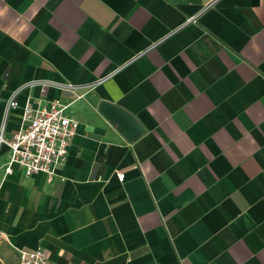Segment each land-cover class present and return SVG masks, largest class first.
I'll list each match as a JSON object with an SVG mask.
<instances>
[{"label": "crops", "instance_id": "1", "mask_svg": "<svg viewBox=\"0 0 264 264\" xmlns=\"http://www.w3.org/2000/svg\"><path fill=\"white\" fill-rule=\"evenodd\" d=\"M26 101L77 128L49 182L0 145V264H264V0H0L4 140Z\"/></svg>", "mask_w": 264, "mask_h": 264}, {"label": "built area", "instance_id": "2", "mask_svg": "<svg viewBox=\"0 0 264 264\" xmlns=\"http://www.w3.org/2000/svg\"><path fill=\"white\" fill-rule=\"evenodd\" d=\"M194 17L187 18L185 23L193 22ZM74 91L71 85L61 86ZM14 92L7 100L4 116L10 109L16 107ZM65 106L57 102L49 103L45 107H33L29 102H24L21 107L19 126L9 140L2 138L0 127V145L8 150L6 172L10 166H18L25 177L41 173L49 182L55 170L64 161L70 140L75 135L77 123L63 115ZM123 174H118L121 181ZM18 264H48L47 258L40 248L18 252Z\"/></svg>", "mask_w": 264, "mask_h": 264}, {"label": "water", "instance_id": "3", "mask_svg": "<svg viewBox=\"0 0 264 264\" xmlns=\"http://www.w3.org/2000/svg\"><path fill=\"white\" fill-rule=\"evenodd\" d=\"M97 112L127 143L137 140L144 133V129L132 116L115 105L99 102Z\"/></svg>", "mask_w": 264, "mask_h": 264}, {"label": "rangeland", "instance_id": "4", "mask_svg": "<svg viewBox=\"0 0 264 264\" xmlns=\"http://www.w3.org/2000/svg\"><path fill=\"white\" fill-rule=\"evenodd\" d=\"M15 255H17V253L15 252Z\"/></svg>", "mask_w": 264, "mask_h": 264}]
</instances>
